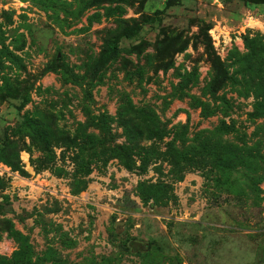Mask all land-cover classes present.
<instances>
[{
  "label": "rangeland",
  "instance_id": "rangeland-1",
  "mask_svg": "<svg viewBox=\"0 0 264 264\" xmlns=\"http://www.w3.org/2000/svg\"><path fill=\"white\" fill-rule=\"evenodd\" d=\"M0 264H264V0H0Z\"/></svg>",
  "mask_w": 264,
  "mask_h": 264
},
{
  "label": "trees",
  "instance_id": "trees-1",
  "mask_svg": "<svg viewBox=\"0 0 264 264\" xmlns=\"http://www.w3.org/2000/svg\"><path fill=\"white\" fill-rule=\"evenodd\" d=\"M133 34H134V32H133L132 30H127V31L125 32V36H127V37H130V36H132ZM116 49H117V46H116L115 43H113L111 49H109V51H108L109 56H110V55L112 56L113 54H115Z\"/></svg>",
  "mask_w": 264,
  "mask_h": 264
}]
</instances>
